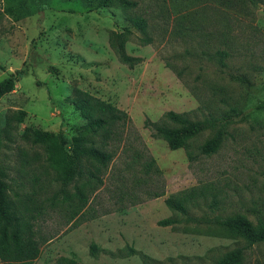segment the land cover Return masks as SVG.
I'll return each instance as SVG.
<instances>
[{
	"label": "rangeland",
	"instance_id": "1",
	"mask_svg": "<svg viewBox=\"0 0 264 264\" xmlns=\"http://www.w3.org/2000/svg\"><path fill=\"white\" fill-rule=\"evenodd\" d=\"M130 1L139 6L39 0L46 8L39 11L34 0H0V82L25 72L0 100V163L10 199L34 224L41 251L23 264H216L237 248H248L245 264H264V243L250 246L219 226L187 222L166 205L170 197L193 195L186 205L198 219L242 215L254 225L264 219V4L248 14L227 0ZM136 15L148 20L151 44L130 27ZM126 27L133 31L127 53L143 60L134 69L109 43L112 31ZM222 50L231 54L228 68L218 60ZM81 93L131 119L116 126V140L105 147L114 158L102 171V185L87 177L68 185L61 180L60 134L68 149L79 135L102 146L74 105ZM233 108L227 135L211 156L201 148L219 127L179 150L145 127L147 119L168 124L170 111L202 121ZM20 111L26 113L21 123L14 119ZM37 135L46 141L37 142ZM83 167L96 171L92 162ZM78 189L88 198L85 206ZM214 201L217 209L210 208ZM171 218L181 224L160 225ZM93 244L100 248L96 256Z\"/></svg>",
	"mask_w": 264,
	"mask_h": 264
},
{
	"label": "trees",
	"instance_id": "2",
	"mask_svg": "<svg viewBox=\"0 0 264 264\" xmlns=\"http://www.w3.org/2000/svg\"><path fill=\"white\" fill-rule=\"evenodd\" d=\"M38 3L39 11H44V5ZM226 4L225 0H221ZM227 2L235 4L241 10L251 14V10L259 4H264V0H227ZM118 3L126 10H132L139 6L137 2L130 0H97V8L108 7ZM230 8V7H228ZM235 14H233L234 16ZM236 17V16H234ZM130 27L135 28L144 35L143 43L148 45L153 42L149 37V23L143 16H134L130 19ZM130 27H126L124 32L112 31L109 35V43L121 63L127 65L130 69H134L142 63V58L130 56L126 51L127 38L133 35ZM231 56L228 50L218 52V60L223 68H228L227 59ZM25 77L24 71H17L0 82V100L6 95L14 91L16 83ZM76 109L85 114L88 124L85 126L87 132L101 135L102 146L94 147L89 145V140L84 135L74 137L70 149L66 147V140L63 134L59 135V142L62 153L65 158L62 164L65 168V175L61 178L64 185H68L75 178H89L94 180L98 185L103 184L101 177L103 169L109 166L113 160L114 154L107 152L105 147L110 141L116 140L119 133L115 132V128L120 123L126 124L131 121L129 115L118 107L95 98L89 94L81 93L80 97L74 102ZM237 113V109L233 108L221 119L210 117L202 121H196L188 117L187 114H180L170 111L165 115L168 124H156L150 119L145 121V127L153 131L155 138L165 140L172 150L187 148V143L192 138L202 134L205 131L216 129L215 135L207 141L201 148L202 153L211 156L217 153L227 135V127L233 120V114ZM26 117L24 111L15 114L16 122H23ZM3 134L0 132V150L3 143ZM37 142L46 141L45 135H37ZM191 161L195 160L192 153H188ZM84 162H92L96 165V171H87L84 169ZM153 163L149 164L152 166ZM149 169V168H148ZM150 170V169H149ZM8 173L5 167L0 163V264H23L35 261L40 256V243L36 238L35 226L29 222L24 216L18 214L15 203L10 199V185L7 182ZM77 198L82 206L88 202V198L83 190H77ZM191 195L189 199H193ZM188 198L182 199L178 197H170L166 200V205L174 212L186 218L187 222L197 224L216 225L226 229L236 235L247 238L250 246L264 243V219L260 218L257 225H254L245 216L238 215L235 217H215L200 218L191 215L188 211L186 203ZM29 200V199H28ZM30 201V200H29ZM210 208L217 209L218 202L214 201ZM181 224L180 219L171 218L160 222L163 227H170ZM248 248H237L222 258L216 264H245V252ZM100 251L97 244L92 245V253L96 256ZM129 254H135V250L130 247ZM67 259H61L58 264H75L67 262Z\"/></svg>",
	"mask_w": 264,
	"mask_h": 264
}]
</instances>
